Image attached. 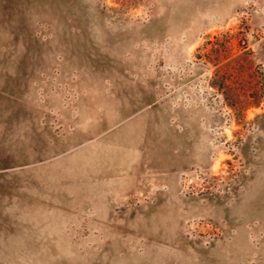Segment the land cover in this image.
<instances>
[{"label": "rangeland", "instance_id": "rangeland-1", "mask_svg": "<svg viewBox=\"0 0 264 264\" xmlns=\"http://www.w3.org/2000/svg\"><path fill=\"white\" fill-rule=\"evenodd\" d=\"M0 264H264V0H0Z\"/></svg>", "mask_w": 264, "mask_h": 264}]
</instances>
